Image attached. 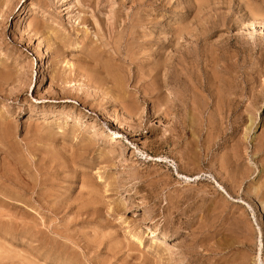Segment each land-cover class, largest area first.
Masks as SVG:
<instances>
[{
    "label": "rangeland",
    "instance_id": "374dc122",
    "mask_svg": "<svg viewBox=\"0 0 264 264\" xmlns=\"http://www.w3.org/2000/svg\"><path fill=\"white\" fill-rule=\"evenodd\" d=\"M0 12V264H264V0Z\"/></svg>",
    "mask_w": 264,
    "mask_h": 264
},
{
    "label": "bare ground",
    "instance_id": "6f19581e",
    "mask_svg": "<svg viewBox=\"0 0 264 264\" xmlns=\"http://www.w3.org/2000/svg\"><path fill=\"white\" fill-rule=\"evenodd\" d=\"M3 1H5V0H3ZM1 3H3V2H1ZM3 6V5H2ZM5 6H6V4H5ZM30 7V6H29ZM2 9V8H1ZM4 9V8H3ZM30 10V9H29ZM1 13V12H0ZM3 13V12H2ZM4 15V14H3ZM32 21V20H31ZM34 22V21H33ZM32 22V23H33ZM24 23V22H23ZM31 24V23H30ZM30 27V26H29ZM184 37V36H183ZM187 37V36H186ZM178 41V40H177ZM151 42V41H150ZM187 44V43H186ZM179 51V50H178ZM115 52V51H114ZM156 54V53H155ZM181 54V53H180ZM185 58V57H184ZM184 61V60H183ZM45 63V62H44ZM158 63V62H157ZM171 63V62H170ZM182 63V62H181ZM159 64V63H158ZM173 64V63H172ZM159 66V65H158ZM156 68V67H155ZM157 68H159V67H157ZM156 68V69H157ZM160 68H162V65L160 66ZM172 68H173V66L171 65V64H169L168 62H167V64H165L164 65V67H163V69H164V71H165V77H166V79L167 78H169V77H171V72H170V70H172ZM155 69V70H156ZM166 69V70H165ZM157 73L153 76L154 78L155 77H157ZM152 77V78H153ZM87 78H88V81H87V83H89L90 84V86L91 85H94V84H96L97 83V80H95V78L94 77H92V76H87ZM162 78V77H161ZM164 79V78H163ZM107 80V79H106ZM161 80V79H160ZM165 80V79H164ZM22 81V80H21ZM105 81V80H104ZM104 81H102V82H104ZM3 82V81H2ZM99 82H101V81H99ZM109 82V81H108ZM165 82V81H164ZM169 81L167 80V83H168ZM105 83V82H104ZM160 83V82H159ZM63 84V83H62ZM88 84V85H89ZM163 84H165V83H163ZM170 85V84H169ZM4 86V85H3ZM9 86V85H8ZM126 86V85H125ZM124 86V87H125ZM139 86V85H138ZM100 87V86H99ZM97 88V87H96ZM93 89V88H92ZM156 89V88H155ZM155 89H153V91L155 90ZM167 89V88H166ZM216 89V88H215ZM128 90V89H127ZM157 90V89H156ZM159 90V89H158ZM2 91V90H1ZM98 91V90H97ZM102 91V90H101ZM107 91V90H106ZM6 92V91H5ZM160 92V91H159ZM167 92V91H166ZM2 94V93H1ZM106 95V94H105ZM116 95V94H115ZM114 95V96H115ZM75 99V98H74ZM153 101V100H152ZM115 103V102H114ZM119 105H122L123 106V104H119ZM125 106V105H124ZM158 107V106H157ZM157 109V108H156ZM179 109V108H178ZM109 113V112H108ZM56 114V113H55ZM126 115L128 114V113H125ZM46 115V114H45ZM51 117L52 115L51 114H47L45 117ZM130 116V115H129ZM128 116V117H129ZM165 117V116H164ZM111 118V117H110ZM133 118V117H132ZM51 119V118H50ZM112 119H113V117H112ZM230 119V118H229ZM115 121V120H114ZM7 125V124H6ZM94 125V124H93ZM75 126H78V125H75ZM117 126H119V124H117ZM220 127V126H219ZM5 129V128H4ZM94 131L95 132H98V134H101L102 135V137H104V138H108V139H110V142L112 141H114V143L116 142V139H114L115 137L114 136H119L120 134H119V132H116L115 131V129H104V128H99V126L98 125H96V126H94ZM4 132L5 131H3V134H4ZM205 132V131H204ZM119 134V135H118ZM250 134V133H249ZM5 135V134H4ZM79 135V134H78ZM6 136V135H5ZM99 137V136H98ZM5 138V137H4ZM7 140V139H6ZM92 144V143H91ZM93 145V144H92ZM10 146V145H9ZM90 147H91V145H84L83 146V149H84V151H86V152H88L89 150H90ZM118 147V146H117ZM119 148V147H118ZM114 149V148H113ZM106 150V149H105ZM111 150H112V148H111ZM85 153V152H84ZM264 159V158H263ZM23 166V165H22ZM25 167V166H24ZM16 169V168H15ZM247 172V171H246ZM262 173H264V172H262ZM3 175V174H2ZM5 176V175H4ZM2 177V176H1ZM10 181H11V179H10ZM18 184V183H17ZM24 184V183H23ZM240 185V184H239ZM21 191H25V187L24 186H17ZM110 207V206H109ZM140 208H142V209H145L146 208V206L145 205H143V204H141V206H140ZM153 234H155V232L153 231L152 232ZM138 238V237H137ZM162 238L163 239H165V240H167V239H170V236H168V235H162Z\"/></svg>",
    "mask_w": 264,
    "mask_h": 264
}]
</instances>
